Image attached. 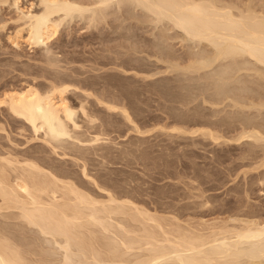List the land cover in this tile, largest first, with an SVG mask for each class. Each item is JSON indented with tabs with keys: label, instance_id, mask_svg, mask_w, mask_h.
Listing matches in <instances>:
<instances>
[{
	"label": "bare ground",
	"instance_id": "bare-ground-1",
	"mask_svg": "<svg viewBox=\"0 0 264 264\" xmlns=\"http://www.w3.org/2000/svg\"><path fill=\"white\" fill-rule=\"evenodd\" d=\"M115 1L33 0L29 5H25L24 0H0V8L9 7L16 14L13 21L17 26L15 31L9 34V41L13 47L19 49H22V44L26 43L31 48L42 50L40 60L43 70L41 73L45 72L42 77L45 76L49 83L44 86L45 84L42 81H37L38 77L35 76L31 81H26L25 84L23 83L24 85L20 86L13 84L10 86V83L7 84L4 80V83H0V86L6 88H3V92H1L0 111L9 120L17 123L21 132L29 129L32 134L30 140L41 141V145L38 147L36 144L31 145L22 149L24 151L15 148L18 144L12 142L14 145L12 148L3 147L4 151H0V264H264V216L257 210L244 211L242 209L245 208L243 207L244 201L239 200L242 204L238 205L239 208L237 207L238 209H234V211L230 209L231 212H228L229 215L226 218L221 219L219 216L210 221L204 219L202 214L201 218L196 220L191 215L192 213L198 215L195 209L199 212L200 209L202 211H205L203 209L209 210L208 208L214 203L211 196H204L202 189L203 192L199 190L202 194L197 192V196H204L203 200L189 201L185 204V200H183L180 207L170 205L171 209L168 208L167 213L164 208L162 211L164 210L165 213L159 212L146 207V203L140 204L135 200L136 198L131 196L133 194L131 192L117 194L111 191L110 187L109 189L104 187L105 184L100 185L90 174L91 171L87 167L86 160H82V164H79V161L82 158L85 159L92 151L96 155L99 154L107 158L114 151L111 148L113 145L109 146L108 144L111 142L107 141L110 137L105 138L102 136L103 133L92 131L95 130L94 127H96L98 119L95 117L97 114L92 113L95 103L88 98L98 94L95 95L89 92V89L83 88L86 86L96 88L101 84L104 87L108 86L105 89H110V86L116 84L108 79L102 83L100 80H90V82L87 81L89 79L76 78L75 80L73 79L75 76H64L60 74V71L55 72L54 68H50L57 66L62 59H60L59 53L52 50V46L59 39L62 26L72 21L73 18L87 16L86 12L90 11H92L91 16L99 18L95 13L96 9L105 11ZM127 1L147 9L159 22L165 19L172 21V24L176 28L178 27L177 29L184 30V33L192 39L199 38L209 41L216 46L219 56L242 55L244 57L245 54H248L255 61L264 64V8L261 7L263 3L260 0H258L261 3L258 2L261 5L258 8L260 10L257 9L259 6L254 4L257 2L256 0H254L255 2L243 0V2L241 1L242 5L239 0L237 1L240 3L236 0H229L230 2L228 0ZM262 2L264 1L262 0ZM238 3L241 7L238 6ZM93 17L91 18L95 21L96 19ZM91 18L90 20H92ZM6 24V21L1 22L0 28L4 29ZM30 65L29 63L27 66ZM34 65L36 66V64ZM34 65L31 67H35ZM25 68L30 67L25 66ZM38 71L36 70L37 73ZM99 76L101 77L100 74ZM69 77L73 79V82L83 83L82 86L85 87L73 84ZM115 91L114 94L119 90L116 88ZM132 93L131 96L135 92L132 91ZM122 94L129 99L130 93L125 92V89ZM116 95H119V92ZM107 98L106 94H99L94 98L97 103L95 105L108 110L107 113H112L111 116L114 115L113 113L120 112L126 120L133 124L137 132L143 133L132 117L136 110L134 112V109L131 108L134 112L131 114L130 105L127 108L128 106L119 104L120 101L117 102L118 100L116 101L115 98V100L110 98L107 100ZM123 98L125 102V97ZM5 125L0 121V130L7 133V125ZM161 125L159 126L161 127ZM181 126H173L171 129L192 134L200 132L202 136H209L214 141L223 136L222 134L219 136L220 134L218 135L208 127L198 126L193 129H188V127L185 129ZM96 130L98 129L96 128ZM246 130L236 135L235 139L239 141L243 138H253L256 142L263 140L264 134L255 130L254 127L251 131ZM22 133L24 134V131ZM48 147L51 152L65 156L64 158L69 154H74V158L72 156L70 158L75 162L78 161L76 163L81 165L83 178L90 182L94 181L99 192L94 194L87 190L84 184L85 179L82 181L81 176L74 174L77 171L71 173L70 170L63 169L58 165L55 167L52 163L50 166L46 161L48 157L40 155ZM124 152L125 156L129 153ZM121 154L124 155L123 152ZM263 159L260 163L264 164ZM263 164L261 163L259 166ZM192 183L195 184V182ZM198 188L201 187H197V190ZM192 191L189 192L192 193ZM229 201L227 202L229 203ZM179 209L190 210L188 217L182 219L181 216L184 212L182 214ZM31 231L33 235L28 234Z\"/></svg>",
	"mask_w": 264,
	"mask_h": 264
},
{
	"label": "rangeland",
	"instance_id": "rangeland-1",
	"mask_svg": "<svg viewBox=\"0 0 264 264\" xmlns=\"http://www.w3.org/2000/svg\"><path fill=\"white\" fill-rule=\"evenodd\" d=\"M28 1L24 0L25 5H29L33 0ZM239 1L243 2V0ZM239 1L236 0V2ZM256 1L253 3L259 6H256L257 9L261 6L260 2L263 3L261 7L264 8L262 0ZM135 4L127 0H116L105 11L103 10L104 12L96 9L95 13L99 18L91 16L92 11L86 12L85 15H89L88 18L87 16H76L62 26L60 37L52 46V50L59 53L63 61L61 60V63L50 69L54 68L55 72L60 71V74L64 76H75L73 77L75 80L76 78L89 79L87 80L89 82L100 80L101 83L107 79L113 81V84L118 87L113 85L110 89H105L108 86L104 87L99 84L100 86L93 88L82 86L83 83L75 81L74 83L72 76L69 77L73 84L89 89V92L98 94L96 96L104 93L108 97L107 100L115 98L117 102L120 101L121 105H130L131 107L127 108L130 107L131 114L136 110L132 114L134 122L139 125L140 130H143V133L137 132L133 124L126 120L120 112H118L120 114L113 113L114 115L111 116L112 113H107L108 110L95 105L97 104L94 100L96 96L88 98L95 103L92 113L94 115L101 113L95 116L98 119L97 123L103 124L98 126L96 123L95 130L93 128L91 130L103 133L102 136L105 138L110 137L107 141L111 142L108 143L109 146L113 145L111 148L114 149V155L110 154L107 158L96 155L92 151L89 157L82 158L79 164L82 160H86L90 174L100 185L105 184L104 187L106 186L107 189L110 187V190L117 194L131 192L135 200L140 204L146 203V207H150L151 210L164 213L166 210L167 213L170 205L180 207L183 200L185 204L189 201H201L206 196H211L214 199L212 201L214 206L208 208L209 210L203 209L205 211L200 209L201 214L195 209L198 215L192 213L194 219L199 220L202 214L204 219L210 221L219 216L221 219L226 218L229 211L238 209V205L242 204L239 200L244 201L243 207L245 208H242L244 211L253 209L264 216V207H262L264 206L263 162H261L263 165L259 166L264 158V137L263 140L257 142L253 138H243L239 141L235 139L236 135L245 129L251 131L253 127L264 134V64L255 61L248 54L244 57L242 55L219 56L216 46L209 41L199 38L192 39L184 33V30L177 29L178 27L176 28L172 21L165 19L166 21L159 22L153 13ZM238 6L241 7L240 4ZM15 16L13 9L6 6L0 8V23L7 22L4 29L0 28V83L6 81L7 84L10 83V86H20L26 81H31L35 76L38 77L37 81H42L44 86H47L48 79L46 80L45 76L42 77L45 72L41 73L43 70L40 60L42 50L31 48L26 43H23L22 49H19L13 47L9 41V34L15 31L17 26L13 21ZM91 17L96 20L94 21ZM61 54L65 56V59ZM29 63L32 66L36 64V66H27ZM24 65L30 68H25ZM36 70L40 71L37 73ZM115 86L119 90V95H116L118 92L114 94ZM3 88L6 89L0 86V98ZM124 89L125 92L130 93L132 102L129 101L130 97L128 99L122 94ZM132 91L135 92L133 96H131ZM120 96L125 97V102ZM75 102L77 103V99ZM132 103L135 108L132 107ZM0 113V121L7 125L5 128L6 131L8 130L7 133L0 130V151H4L7 147L12 148L14 146L12 142L18 144L15 148L19 150L35 144L36 147L41 145L40 140L29 139L32 135L29 129L28 131L23 130V134L16 122L9 120L2 111ZM173 126H181L185 129L198 126L208 127L218 135L220 134L219 136L221 134L223 136L214 141L209 136H202L200 132L192 134L175 131L171 129ZM48 148L40 155L48 157L46 161L50 166L53 164L55 167L56 165L62 166L61 168L70 170L71 173L77 171L74 174L81 176L82 181L85 179L81 173V165L70 158L71 156L74 158V154H69L64 158L65 156L56 155ZM124 151L129 153L125 156ZM122 152L124 155L121 154ZM115 157L117 158L114 159ZM255 164L259 166L256 169H254ZM243 169L247 171H241ZM84 184L91 193L99 192L94 181L90 182L85 179ZM197 187L201 188L197 190ZM202 189L205 197L197 196L198 193L202 194L199 192ZM181 210L182 214L184 212L181 218H187L190 210ZM212 216L215 217L212 218ZM28 234L33 235L32 231Z\"/></svg>",
	"mask_w": 264,
	"mask_h": 264
}]
</instances>
